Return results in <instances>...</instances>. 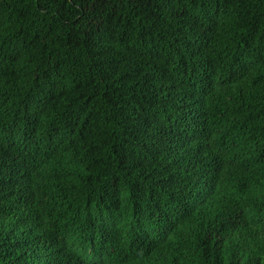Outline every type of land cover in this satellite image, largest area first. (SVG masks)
<instances>
[{
  "label": "trees",
  "instance_id": "16d2710c",
  "mask_svg": "<svg viewBox=\"0 0 264 264\" xmlns=\"http://www.w3.org/2000/svg\"><path fill=\"white\" fill-rule=\"evenodd\" d=\"M0 264H264V0H0Z\"/></svg>",
  "mask_w": 264,
  "mask_h": 264
}]
</instances>
